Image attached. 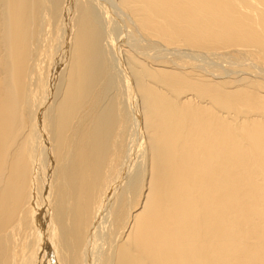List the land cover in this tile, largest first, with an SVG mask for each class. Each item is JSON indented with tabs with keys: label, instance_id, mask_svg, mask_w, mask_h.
Masks as SVG:
<instances>
[{
	"label": "bare ground",
	"instance_id": "1",
	"mask_svg": "<svg viewBox=\"0 0 264 264\" xmlns=\"http://www.w3.org/2000/svg\"><path fill=\"white\" fill-rule=\"evenodd\" d=\"M0 264H264V0H0Z\"/></svg>",
	"mask_w": 264,
	"mask_h": 264
}]
</instances>
